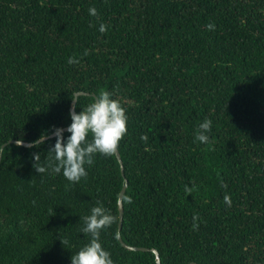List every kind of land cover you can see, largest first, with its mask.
<instances>
[{"label":"trees","instance_id":"1","mask_svg":"<svg viewBox=\"0 0 264 264\" xmlns=\"http://www.w3.org/2000/svg\"><path fill=\"white\" fill-rule=\"evenodd\" d=\"M105 91L129 118L124 174L97 154L78 183L40 175L33 153L50 161L56 138L11 143L67 128L74 93L86 107ZM1 153L0 264H71L97 205L114 264H157L120 240L126 184V244L161 264H264V0H0Z\"/></svg>","mask_w":264,"mask_h":264},{"label":"clouds","instance_id":"2","mask_svg":"<svg viewBox=\"0 0 264 264\" xmlns=\"http://www.w3.org/2000/svg\"><path fill=\"white\" fill-rule=\"evenodd\" d=\"M97 14L95 7L89 9V15L95 17ZM208 27L211 30L214 25ZM106 30L107 25L101 24L99 31L104 33ZM78 62L74 57L68 59L69 64ZM71 100L73 103L69 112L71 123L67 129L53 126L32 142L34 147L39 148L50 136H55V144L47 153L51 154L50 161L42 160L38 152L33 153V161L34 168L40 175L50 170L55 174L62 173L69 182L78 183L87 176V167L94 163L97 154L104 156L117 154L121 141L127 135L129 118L122 103L107 91L100 93L86 107L79 106L78 94L74 93ZM77 107L82 110L77 112L75 110ZM65 131L70 135L65 137ZM211 131L212 121L205 119L199 125L195 141L207 143ZM142 139L147 140V137ZM17 146H24V138L17 140ZM185 190L191 191L187 186ZM224 203L231 206L229 195H225ZM83 220L85 224L83 233L90 237V240L72 254L71 264H114L111 253L105 249L100 238L101 233L114 224L115 218L109 210L97 205L91 208L90 215L83 217Z\"/></svg>","mask_w":264,"mask_h":264},{"label":"water","instance_id":"3","mask_svg":"<svg viewBox=\"0 0 264 264\" xmlns=\"http://www.w3.org/2000/svg\"><path fill=\"white\" fill-rule=\"evenodd\" d=\"M78 94L79 96L80 95H83V94H90V93H85V92H78L76 93ZM95 97H97L95 94H94ZM76 110V109H75ZM67 128H65L66 130ZM55 137L54 135L50 136V138H53ZM11 143H14V144H17V140H13L11 141ZM7 144L3 145V148L6 146ZM24 146L26 147H32V142H25L24 141ZM117 157L121 163V166H122V172L123 174L125 173V165H124V162H123V159H122V156H121V153L118 149V152H117ZM1 159H2V153H1V156H0V163H1ZM127 184L123 187V190L121 191V194H120V198H119V209H120V234H119V237H120V240L122 242V244L127 247L128 249H131V250H138V251H152L156 254L157 256V264H161V256H160V252L158 249L156 248H147V247H135V246H130L128 244H126L124 242V240L122 239V229H123V221H124V215H125V206H124V196H125V193H126V190H127ZM190 264H199L195 261L191 262Z\"/></svg>","mask_w":264,"mask_h":264}]
</instances>
